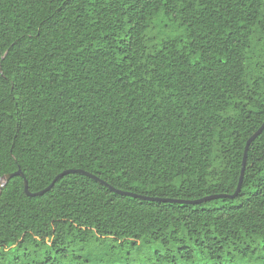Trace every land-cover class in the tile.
I'll use <instances>...</instances> for the list:
<instances>
[{"label": "trees", "instance_id": "trees-1", "mask_svg": "<svg viewBox=\"0 0 264 264\" xmlns=\"http://www.w3.org/2000/svg\"><path fill=\"white\" fill-rule=\"evenodd\" d=\"M263 123L264 0H0V249L264 264Z\"/></svg>", "mask_w": 264, "mask_h": 264}, {"label": "rangeland", "instance_id": "rangeland-1", "mask_svg": "<svg viewBox=\"0 0 264 264\" xmlns=\"http://www.w3.org/2000/svg\"><path fill=\"white\" fill-rule=\"evenodd\" d=\"M167 36L172 34L167 32ZM111 246V245H110ZM77 257H86L87 254H103V247L98 243H93L88 246H76L69 248ZM157 247L145 246L141 250L129 247L121 257L122 262L130 264H149L156 253ZM59 257L64 262L65 258L61 257L59 251H57L51 244L47 245H27L24 247L11 246L7 249H0V264H43L48 259H57ZM262 257H264V251H262ZM77 259L76 261H81ZM56 261V260H55Z\"/></svg>", "mask_w": 264, "mask_h": 264}, {"label": "water", "instance_id": "water-1", "mask_svg": "<svg viewBox=\"0 0 264 264\" xmlns=\"http://www.w3.org/2000/svg\"><path fill=\"white\" fill-rule=\"evenodd\" d=\"M264 130V123L263 125L261 126V128L248 140L247 142V145H246V148H245V153H244V160H243V169H242V174H241V177H240V182H239V185H238V188H237V191L236 193L231 196L232 198H234L235 196H237L239 194V192L241 191V186H242V181H243V175H244V170H245V164H246V157H247V153H248V149L250 147V145L253 143V141L261 134V132ZM71 173H80V174H83V175H86V176H89L97 181H99L100 183L108 186L105 182L99 180L97 177H94L92 176L91 174L87 173V172H84L82 170H67V171H64L63 173H61L60 175H58L54 181L51 183V185L46 188L45 190L43 191H40L38 193H30L29 192V187H28V181L26 180L24 174L22 173L21 170L17 171L16 173H13V174H9V175H6L5 177L2 178L1 180V187H3L4 185H6L13 177L15 176H21L24 178V182H25V190H26V193L30 196H41L43 195L44 193L48 192L55 184L56 182L64 177L65 175L67 174H71ZM111 188V187H110ZM114 192L116 193H119V194H122V195H127V196H131V197H138L137 195H133L131 193H125V192H122V191H118V190H115L114 188H111ZM220 197H226V196H216V197H210L208 199H204V200H201V201H196V202H192L193 204H197V203H200V202H203V201H206V200H209V199H214V198H220ZM143 200H151V201H161V199H154V198H147V197H139ZM163 201H166V200H163ZM169 202H173L172 200H168ZM179 203H183L181 201H179Z\"/></svg>", "mask_w": 264, "mask_h": 264}]
</instances>
